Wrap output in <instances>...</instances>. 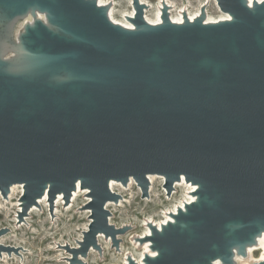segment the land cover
<instances>
[{
  "label": "water",
  "instance_id": "obj_1",
  "mask_svg": "<svg viewBox=\"0 0 264 264\" xmlns=\"http://www.w3.org/2000/svg\"><path fill=\"white\" fill-rule=\"evenodd\" d=\"M231 21L150 25L134 0L136 30L114 24L97 0H0L6 21L36 11L18 57L0 52V191L24 185V209L47 190L70 199L90 190L93 222L80 253L109 224L112 180L168 193L185 177L198 201L175 223L151 225L156 257L146 264H234V249L264 230V1L216 0ZM4 231L0 232V235ZM130 264H136L130 259ZM260 264H264V261Z\"/></svg>",
  "mask_w": 264,
  "mask_h": 264
},
{
  "label": "rangeland",
  "instance_id": "obj_2",
  "mask_svg": "<svg viewBox=\"0 0 264 264\" xmlns=\"http://www.w3.org/2000/svg\"><path fill=\"white\" fill-rule=\"evenodd\" d=\"M114 1L119 4V13L116 15L118 19H122V14L132 11L129 0ZM173 1L178 6L190 1L194 7H192L193 10L205 0H197L198 3L196 0ZM150 2L154 6L150 10L152 12L156 9V2L154 0H150ZM208 10L212 17L220 15L212 4ZM0 17L3 16L0 14ZM3 26H6V29L2 28ZM17 29V26L11 21L0 22L1 55L5 53L7 44L14 45V33ZM14 50L17 54L20 53L19 48L15 46ZM163 184L164 180L157 179L155 184L149 186L150 199H144L146 197L135 180L130 188L127 187L123 197L121 196L122 201L120 199L119 204L116 205L120 206L119 209L117 212L113 211L115 214L114 227L117 225L115 229H124L125 232L117 233L115 238L109 236L108 239H103L104 242L100 243L97 237V248L95 249L102 254L105 252L103 259L105 261L100 262L94 252L90 257L89 253L87 256H83L80 252L75 253L73 258L81 259V264H123V256L115 253L111 240L117 249L123 245L125 251H133L130 238L133 236V232L139 234L144 232L145 219L152 217L161 220L163 214L169 211L168 209L173 210L176 205L179 206L178 202L184 197L182 195L184 188H181L177 192L175 190L176 193H171L173 196L168 200ZM23 196L22 189L17 190L13 196L12 193H9L7 198L0 191V232L4 231V234L0 235V264H67L66 258L69 257V254L74 252L75 248L80 247L81 249L85 239L84 233L89 231V226L92 223V212L88 209L89 196L81 193L77 201H74L73 197L67 199L63 194V198H60L58 194L53 201H43L28 211H25L22 205L24 203ZM121 204L124 205L123 208H121ZM34 208L36 211L33 210ZM132 225L135 226V229L131 227ZM136 253L139 252H135L137 257ZM255 255L258 256V253ZM70 264L75 263L72 260Z\"/></svg>",
  "mask_w": 264,
  "mask_h": 264
},
{
  "label": "bare ground",
  "instance_id": "obj_3",
  "mask_svg": "<svg viewBox=\"0 0 264 264\" xmlns=\"http://www.w3.org/2000/svg\"><path fill=\"white\" fill-rule=\"evenodd\" d=\"M97 1H98L99 7H111V9L109 10V18L114 24L121 25L122 27H124L125 29H128V30H136V25L131 20V19H134L135 15H136V9L134 7V0H129L130 6L132 7V11L122 14V19H118L116 17L117 13H119L118 2H115L114 0L113 1H111V0H97ZM154 1L156 2V5H155L156 9L151 12L150 10H152L154 8V6L151 4L150 0H140V4L147 7V8H145V11H144V18L152 26H158V25L163 23V18H162L163 11L162 10H163L165 4L168 5V7H169V17H170L172 23H174L176 25H182L185 22V14H187L190 22H194L200 16L202 7H205V6H206V12H207V18L205 20L206 24H217L219 22L232 20L231 15L226 14L220 10V8L218 7V5L216 3V0H205V1H203V3L200 2L198 7L196 9H193V10H192L193 6H192V3L190 1L183 4L184 6L183 5L178 6V4L173 0H154ZM263 1L264 0H246L248 5H251V6H249L251 9H253V7H254V5H256V3L261 4ZM196 2H197V0H196ZM211 4L217 10V12L220 14L218 17H212L209 14L208 8ZM4 20H5L4 17H0V22H3ZM38 21L43 22L45 25H47L48 27L53 29V27L49 24V22L47 20L46 14L41 13L40 11H36V14L29 12L28 15L17 16L14 20L11 21L12 23H14L17 26L18 29L14 33V39H15L14 45L7 44V46L5 48V53L2 55V58L5 61L14 62L16 60V58L18 57V54L14 50V46L18 48L21 45L22 37L25 33H27L28 27H34ZM2 28L6 29V26H3ZM0 35H1V32H0ZM157 179H161L162 181L164 180L163 188L166 192V195H167L166 198L168 200H170L172 198L173 194L176 193L178 191V189H181V188H184V189H182V195L184 197L181 198L180 201L178 202L179 206L176 205L174 207V209L172 208L173 210L168 209L169 211H167L163 214L161 220H156V219H153L152 217L145 219L144 224H143L144 232L142 234H139L137 232H133L132 233L133 236L130 238V242L133 245V251H125L123 249V245L120 246V249H117V247H115V245H114L113 240H111L112 241L111 245L114 247L115 253L117 255L123 256V264H130V262H129L130 259H132L136 264H146L145 263V257L146 256L156 257L158 255V252L153 250V248H152L153 242H152L151 237H153V234H152V230H151V225H154L155 227L158 228L159 231H162V228L165 225H168V223H175L176 222V215H178L179 210L186 211L187 204L195 203L198 201L197 191H198L199 186L194 185L192 183H187L184 176H182L181 181H178L174 184L172 196L170 193H168V189L166 186V179L162 175L149 174L148 175L149 185L155 184ZM133 184H134L133 178H131V180L127 186H124L119 181L112 180L110 182V189L114 194L122 196V195H124L125 191L127 190V187L130 188ZM19 189H22V193L24 195V192H25L24 185L12 186L10 194L12 193V196H13L17 192V190H19ZM140 190L142 193L144 192L141 186H140ZM175 190H176V192H175ZM81 193H85L87 196H89V198H90L89 204H90L92 201V198L90 196V190L89 189H83L81 187L80 183H78L77 189H75L73 191V194L70 196L73 197L74 201H77V199L79 198ZM149 195H150V191L147 192L146 198H144V199H150ZM59 197L63 198V194L59 193ZM50 200H51V197L49 195V190H47L46 194L37 200V203L34 205V207L37 206L38 204L42 203L43 201L49 202ZM59 201H61V200H59ZM120 201H122V199ZM126 203H128V202H126ZM113 204H115V205H113ZM118 204L119 203H115L114 201H109L106 204V210L111 213V216L109 218V224L111 226H114L113 218H114L115 214L113 213V211L117 212V209H119V207H120V206H116ZM22 205H24V203ZM60 205H61V203H60ZM109 207H111V208H109ZM123 207H124V205L121 204V208H123ZM33 210H35V208ZM92 222H93V219H92ZM116 226L117 225H115V227ZM131 227L133 229H135L134 225H132ZM103 239H108V237L107 236L105 237L104 233H100L98 236V242L99 243L102 242ZM124 239H125V237H124ZM255 239H256V241L254 243L247 244L246 254H241V253H239V251L237 249H234V253H235L234 254V264H260L264 261V230L262 231V235L257 236ZM79 251H80V247L75 248L74 252H71L69 254V257L66 258L67 264H70V261H72V260L74 261L75 264H81V259H79V258L77 259L76 257L73 258V255L75 253L78 254ZM104 251H105V249H104ZM93 252L97 254L100 262L105 261V260H103L105 257V252H104V254H102L101 252H97L95 247H91V250L89 252V257L91 255V253H93ZM135 252H139V253H136V254H138L137 257L135 255ZM256 253H258V256L255 255Z\"/></svg>",
  "mask_w": 264,
  "mask_h": 264
},
{
  "label": "snow or ice",
  "instance_id": "obj_4",
  "mask_svg": "<svg viewBox=\"0 0 264 264\" xmlns=\"http://www.w3.org/2000/svg\"><path fill=\"white\" fill-rule=\"evenodd\" d=\"M249 6H251V5H249Z\"/></svg>",
  "mask_w": 264,
  "mask_h": 264
}]
</instances>
